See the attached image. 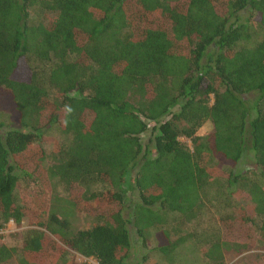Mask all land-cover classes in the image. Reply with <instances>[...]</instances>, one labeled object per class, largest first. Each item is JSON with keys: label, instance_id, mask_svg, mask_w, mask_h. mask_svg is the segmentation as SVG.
<instances>
[{"label": "trees", "instance_id": "16d2710c", "mask_svg": "<svg viewBox=\"0 0 264 264\" xmlns=\"http://www.w3.org/2000/svg\"><path fill=\"white\" fill-rule=\"evenodd\" d=\"M247 171L264 178V0H0V228L28 225L0 263L134 264L128 224L142 244L154 228L165 264L186 243L210 264L264 250ZM209 195L231 199L215 240L162 226H199Z\"/></svg>", "mask_w": 264, "mask_h": 264}, {"label": "rangeland", "instance_id": "374dc122", "mask_svg": "<svg viewBox=\"0 0 264 264\" xmlns=\"http://www.w3.org/2000/svg\"><path fill=\"white\" fill-rule=\"evenodd\" d=\"M33 17V15H32ZM4 120H7V116L3 117ZM210 124L208 122H205L200 126V128L197 130L198 134H206L210 131ZM57 132L55 128L50 129L49 132L44 134V141H43V147L46 151V154H48L49 150H51L53 146V142L57 140L56 138ZM251 156L244 157L240 160V166L244 169H251L253 167V162L250 158ZM46 164L50 163L49 157H45ZM227 170V169H226ZM248 177L252 178L253 180H256L259 182L264 189V178H261L259 176H256L250 172H246ZM216 187V186H215ZM57 192L59 196L62 198L66 197V193L62 192V189L60 186H57ZM129 195V193H127ZM132 200H135V195H131ZM204 203L206 208L208 209V213L203 217L202 219H199V226L191 223V222H184L180 221V219L177 218V214L171 213L167 214L164 217V221L162 226L168 228L169 230L179 227L183 231H188L192 234L191 243L198 245V239H200V234L203 232L205 236L207 235L208 238H211L214 240L218 237V233L216 232V224L217 218L220 214L226 213L229 210L230 205H228V202H231V199L228 198L227 201H223V199L220 200H214L210 195L208 197H203ZM64 200L60 202H56V205H60L62 203V209L63 212H70L68 218L71 219L72 223L79 224L81 226H87L90 224V220L86 218L84 214L77 213L72 211L71 208L63 202ZM227 204V205H226ZM59 208V207H58ZM216 221V222H215ZM128 230L130 233L131 241H132V247H131V255L130 260L134 262V264H165L162 260V258L158 259V255L154 254L150 249L155 246L156 239L154 236V228H149L145 230V241L142 244L139 240L136 232H134V228L132 225L128 224ZM28 228V225L26 223V220L23 219L18 225H14L10 222L6 223L4 227L0 228V244H4L6 246L15 247L18 249L21 241V234L22 232ZM194 231V234L192 233ZM197 237V238H196ZM189 243H186L184 247L179 248L177 250V253L175 255V264L177 262V259L179 260V263L177 264H210L208 260H205L202 258L198 252L194 251L193 247L189 245ZM188 246V247H185ZM64 258L56 262L54 264H96V262L91 258H84L80 255H78L76 252L72 250L66 251ZM264 255V250L259 248L258 246H254L251 249L240 253V254H234L230 251L224 250V264H252L257 256ZM145 257L143 261H140L142 257ZM17 257L18 254L13 255L12 258L9 260L2 262L0 264H18L17 263ZM140 262V263H138Z\"/></svg>", "mask_w": 264, "mask_h": 264}, {"label": "built area", "instance_id": "2783aa9c", "mask_svg": "<svg viewBox=\"0 0 264 264\" xmlns=\"http://www.w3.org/2000/svg\"><path fill=\"white\" fill-rule=\"evenodd\" d=\"M97 264V263H96Z\"/></svg>", "mask_w": 264, "mask_h": 264}]
</instances>
